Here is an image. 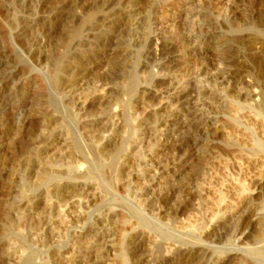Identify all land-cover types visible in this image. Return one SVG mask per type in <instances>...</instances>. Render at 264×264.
Returning a JSON list of instances; mask_svg holds the SVG:
<instances>
[{"label":"rangeland","instance_id":"rangeland-1","mask_svg":"<svg viewBox=\"0 0 264 264\" xmlns=\"http://www.w3.org/2000/svg\"><path fill=\"white\" fill-rule=\"evenodd\" d=\"M145 1L0 0V242L21 253L10 264H58L55 254L83 252L88 239L105 250L104 264H140L145 254L150 264H264V238L251 226L264 218V18L253 0L237 10V0ZM112 108L108 159L88 131L106 135ZM66 144L72 160L61 156ZM28 146L36 156L16 166ZM244 158H260L257 175ZM42 162L52 169L39 181ZM223 179L241 182L245 199L211 218L200 187L214 181L225 194ZM74 183L79 204L60 200L61 217L46 208L49 190ZM124 215L132 228L111 249L102 217Z\"/></svg>","mask_w":264,"mask_h":264},{"label":"bare ground","instance_id":"bare-ground-1","mask_svg":"<svg viewBox=\"0 0 264 264\" xmlns=\"http://www.w3.org/2000/svg\"><path fill=\"white\" fill-rule=\"evenodd\" d=\"M145 1V0H143ZM146 2V1H145ZM144 3V2H143ZM147 3V2H146ZM253 3L255 6H257L259 8V16H261L262 18H264V0H253ZM72 4L69 2L68 4V8H64V9H61L60 10V14L62 15V20L64 22H67L70 17V14H71V10H70V6ZM254 6V7H255ZM235 9H239L240 7V0H237V3L234 5ZM234 9V8H233ZM59 16V15H57ZM261 19V18H260ZM60 21V20H59ZM125 23V22H124ZM118 36H119V33L115 35L114 39L112 40V45L114 46V49L115 50H118ZM255 40V39H254ZM260 39H258L259 41ZM251 41V40H250ZM262 41V40H260ZM252 42V41H251ZM255 43V41H254ZM157 44H160V42ZM156 44V45H157ZM251 44V43H250ZM256 44V43H255ZM260 44V43H259ZM253 45V43H252ZM263 49H264V43L261 42L260 44ZM167 46V45H166ZM254 46V45H253ZM256 46V45H255ZM257 47H259V45H257ZM162 48V47H161ZM171 48V47H170ZM261 48V49H262ZM153 49V48H152ZM163 50H165L166 52H172V49L170 50L169 48L167 47H163ZM227 55V54H226ZM116 57V56H115ZM121 58V57H120ZM113 60H116L115 58ZM238 64V63H237ZM101 91V90H100ZM125 92V91H124ZM122 91L119 93L121 94ZM87 100V97H84L80 100V104L81 105H85L86 104V101ZM79 105V106H81ZM82 107V106H81ZM87 113V112H86ZM238 113V112H237ZM240 114V113H239ZM119 115V111L117 110V108H112L109 110L108 114L106 115L107 117V127H108V133L106 135H102V134H97L95 133L94 131L90 130L91 131H88L89 135L91 138H93L95 140V142L97 143L98 145V148H99V151H100V154L104 157H109L112 152L116 149L117 147V137L118 135L115 133V131L118 129L115 128L116 126V123H115V119L118 117ZM234 115V114H233ZM98 116V115H97ZM236 117V116H235ZM103 118V117H102ZM246 118L245 117H242V120L244 121ZM236 119V118H235ZM241 119V118H240ZM247 119V118H246ZM106 120V119H105ZM104 120V121H105ZM117 120V119H116ZM252 120V119H250ZM255 120V119H254ZM96 121V120H95ZM231 121V120H230ZM91 122V120H86V123L89 124ZM93 122V120H92ZM95 123V122H94ZM258 123V122H256ZM260 123V122H259ZM258 124H256V127H258ZM53 124V123H52ZM85 124V123H84ZM101 124V123H100ZM93 125V124H92ZM120 125V124H119ZM244 125V124H243ZM262 125V124H261ZM94 126V125H93ZM103 126V124H102ZM245 126V125H244ZM260 126V125H259ZM87 128V127H86ZM239 128V127H238ZM245 128V127H243ZM261 128V127H260ZM93 129V128H92ZM116 129V130H115ZM259 129V128H258ZM94 130V129H93ZM115 130V131H114ZM122 130V129H121ZM260 130V129H259ZM97 131V129L95 130ZM262 131V130H261ZM14 132V131H13ZM41 132L44 133L45 130L44 129H41ZM104 132V131H102ZM117 132V131H116ZM239 132V131H238ZM86 133V134H88ZM243 133V132H242ZM236 133V137L238 138V140L243 143V144H249V139L247 136H245V133ZM247 134V133H246ZM15 135V134H14ZM5 137V136H4ZM12 137V136H11ZM89 137V136H88ZM235 137V138H236ZM253 138V137H252ZM7 139V138H6ZM9 139V138H8ZM251 139V138H250ZM135 143V142H134ZM140 143V142H139ZM139 145V144H137ZM65 146V145H64ZM249 147V145H248ZM139 149V148H138ZM141 149V148H140ZM63 151H61V156L63 159H67V160H70L71 157H72V151L71 149L68 147V145L66 144L65 148L62 149ZM118 151V150H117ZM139 152V151H138ZM37 154V151L34 147L32 146H28L26 147V149L24 150L23 154H22V157L20 158V161L18 162V164H15L16 166L18 165H21V164H26L28 163L34 156H36ZM74 155V154H73ZM246 155V154H245ZM59 159V158H58ZM109 159V158H108ZM240 159V158H239ZM245 159V158H244ZM243 159V160H244ZM72 160V159H71ZM74 162V160H73ZM245 163H247V167L249 168H252V171L256 172L259 170V163H260V158H259V162L257 161V159H253V158H247L244 160ZM132 163V162H131ZM105 164V163H104ZM27 165V164H26ZM116 165V164H115ZM130 165V164H129ZM220 165V164H219ZM240 165V164H239ZM14 166V167H16ZM243 166V164H242ZM241 166V167H242ZM60 167V166H58ZM115 167V166H114ZM18 168V167H17ZM78 168V167H77ZM207 168V167H206ZM51 169H52V165L49 163V162H42L41 163V169H40V175H39V181L43 180V178L48 174V172L50 171L51 172ZM215 169V168H213ZM79 170V169H78ZM210 170H212V168H210ZM245 171V169H242ZM80 171V170H79ZM248 171V169H247ZM250 170V172H252ZM8 172V171H7ZM6 172V174H7ZM128 172V170H127ZM214 172V171H213ZM246 173V172H245ZM16 174V170L13 168L10 170V172L5 175L6 178H7V186L8 188L13 185L12 182H13V178ZM60 174V173H59ZM129 173H127V176L124 178L123 180V185L125 186H128V182H129V176H128ZM211 174H212V171H211ZM259 174V173H258ZM214 175H216V173L214 172ZM252 175V174H251ZM257 175V174H256ZM212 176V175H211ZM210 176V177H211ZM2 177V176H1ZM216 178V176H215ZM214 178L215 180V183H217L218 181L220 180H217L216 182V179ZM219 177L217 176V179ZM255 178V177H254ZM4 179V178H3ZM222 179V178H221ZM212 180H213V177H212ZM224 180V179H223ZM229 180V179H228ZM243 180V178L241 179ZM226 181V180H224ZM236 181V180H235ZM205 182V181H204ZM203 182V183H204ZM210 182H214V181H209L207 180L205 185H203V187H200L202 188L201 189V193H200V196H201V200H202V205H203V209H206L207 210V214L209 213V216L212 218L215 214V210H219V211H224L227 213V211H230L231 212V209L233 208H236L235 206L238 205V203H240V201L244 198V191L242 189V185L241 182L240 184H237V183H233L234 181L232 180V184L229 182V184L227 185V187H225V190L227 192L224 191L225 194L223 193H214V190L212 189L211 187V183ZM243 183V182H242ZM130 184V183H129ZM213 185V184H212ZM56 186V185H55ZM124 186V187H125ZM214 188H216L215 186H217L216 184L213 185ZM223 186V185H220L219 188ZM246 186V185H245ZM262 189L264 188V182L262 183ZM82 188H83V185L82 183H74V184H68V185H60V186H56L54 187L53 189L49 190L46 194H47V198L44 199L46 200V208L47 209H54V208H57L56 211H58V215L61 217L62 215V212L63 210L59 207V201L62 200L63 198H69V200H72V202L74 203H77L79 202V198H77V195L78 193L80 194V192H82ZM218 188V187H217ZM216 188V190H217ZM218 188V189H219ZM92 190V188H90ZM97 189V188H96ZM221 189V188H220ZM87 190V189H86ZM215 190V191H216ZM224 190V189H223ZM88 191V190H87ZM9 192V191H8ZM94 192V191H93ZM213 195L212 197H214V194L216 195L215 198L213 199H210V195ZM90 195V194H89ZM96 196V193L94 192L93 193V198H95ZM86 198V197H85ZM92 198V199H93ZM88 199V198H87ZM96 199V198H95ZM245 199V198H244ZM86 200V199H85ZM43 201V200H42ZM197 201V200H196ZM71 202V201H70ZM79 204V203H77ZM72 206V205H71ZM76 207V205H74ZM197 206V205H196ZM24 207V206H23ZM45 207V206H43ZM63 207V206H62ZM73 207V206H72ZM75 207L74 210H75ZM198 207V206H197ZM239 207V206H238ZM30 208V207H28ZM77 208H78V205H77ZM199 208V207H198ZM73 210V211H74ZM77 210V209H76ZM205 210V211H206ZM234 210V209H233ZM29 211V210H28ZM52 211V210H51ZM235 211V210H234ZM21 212V211H20ZM44 212V211H42ZM50 212V211H49ZM72 212V211H71ZM40 213V212H39ZM44 213H47L46 211ZM43 213V214H44ZM82 213V212H80ZM114 213V212H113ZM50 214V213H49ZM69 214V213H68ZM78 213H76L74 216H76ZM184 214L186 215V221L187 222H183V223H190L191 220H192V214H187L186 211H184ZM31 215V214H30ZM29 215V216H30ZM57 215V214H56ZM110 216V215H109ZM32 217V216H31ZM34 217V216H33ZM41 216L38 215V217H35V218H32L33 219V222H36L38 223L39 221V218ZM77 217V216H76ZM75 217V219H76ZM80 217V216H79ZM120 217V216H119ZM126 216L124 215V217L122 216L121 218H118L116 220H109L108 218L106 217H102V222L104 223V233L108 234L109 236L111 235H115V237H109V244H108V247L111 248V249H117L124 237V234H125V229L131 225H129V221L125 218ZM16 218V217H15ZM45 218V217H44ZM78 218V217H77ZM112 218V217H111ZM206 218V217H205ZM81 219V218H80ZM100 219V218H99ZM198 219V218H197ZM210 219V218H208ZM21 220V219H20ZM30 220V219H29ZM45 220V219H44ZM59 220V219H58ZM64 220V219H63ZM213 220V219H212ZM43 221V220H42ZM50 221V220H49ZM62 221V220H61ZM99 221V220H98ZM45 222V221H44ZM43 222V223H44ZM48 222V221H47ZM59 222V221H58ZM76 222V221H75ZM194 223V221H192ZM191 222V223H192ZM29 223V222H28ZM35 223V225H36ZM56 224V222H54ZM60 223V222H59ZM192 223V224H193ZM246 224V223H245ZM38 225V224H37ZM36 225V226H37ZM45 225V224H44ZM60 225V224H59ZM135 225V224H134ZM189 226H191L190 224H188ZM248 225V224H247ZM250 225V224H249ZM29 226V225H28ZM33 226V225H32ZM182 226V225H181ZM187 225L185 224V227ZM251 226L252 228L257 232V234L261 235L262 238H264V218H256V219H253L251 221ZM39 227V226H38ZM46 227V226H45ZM61 227L63 228V226L61 225ZM129 227V228H130ZM21 228V227H20ZM36 228V227H35ZM48 228V227H47ZM132 228V227H131ZM130 228V229H131ZM32 231H35L33 230V228H31ZM30 229V230H31ZM56 228L54 227H51L50 226V231L51 233L54 235L57 234V229L55 230ZM37 231V230H36ZM253 231V230H252ZM36 236V235H35ZM148 236V235H147ZM260 236V237H261ZM55 237V236H54ZM56 238V237H55ZM153 237H151V240L153 241L152 239ZM50 239V238H49ZM155 239V238H154ZM52 240V239H51ZM9 241V240H8ZM35 241V240H33ZM107 240H105L106 242ZM150 241V239H149ZM158 241V240H157ZM151 242V241H150ZM107 243V242H106ZM14 244V243H13ZM99 245V244H98ZM150 245V244H149ZM107 246V245H106ZM75 248V247H74ZM80 248V247H79ZM81 248L84 250L83 252H74L72 254H68V255H59V254H55V260L57 261L58 264H74V262H76L77 260H81L83 262H86V263H89L90 261H93V264H104L105 263V250L103 249V247L100 245V246H96L94 245L93 243H91L88 240H84L82 241V245H81ZM106 248V247H105ZM120 248V247H119ZM169 248V247H168ZM107 249V248H106ZM149 249V248H148ZM171 250V249H170ZM114 251V250H113ZM168 251V250H167ZM152 253V252H151ZM112 254V253H111ZM113 255V254H112ZM151 255V254H150ZM165 255V254H164ZM166 256L167 257H171V254L170 252H166ZM21 257V253L18 249H16V247L14 245H10V246H2L1 245V242H0V261H1V264H10V261H15L17 259H19ZM140 260L139 262L141 263H144V264H150L151 262V257L152 256H149V255H142L140 256ZM139 259V258H138ZM239 259L237 256L235 257H231L229 259L228 262H226V264H232V263H241L239 261L237 262V260ZM236 260V261H235ZM245 261V259H243ZM242 261V259H241ZM243 261V262H244ZM56 263V262H55ZM77 263V262H76ZM140 263V264H141ZM82 264V263H81ZM84 264V263H83ZM223 264V263H222ZM242 264V263H241ZM247 264V263H246ZM250 264V263H249Z\"/></svg>","mask_w":264,"mask_h":264}]
</instances>
